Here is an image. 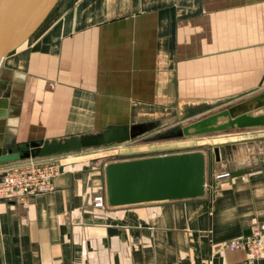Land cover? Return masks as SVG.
<instances>
[{"label":"crops","instance_id":"obj_1","mask_svg":"<svg viewBox=\"0 0 264 264\" xmlns=\"http://www.w3.org/2000/svg\"><path fill=\"white\" fill-rule=\"evenodd\" d=\"M0 92V146L20 149L110 126L160 133L249 106L264 94V0H57L1 60ZM147 134L112 161L93 149L33 159L61 170L26 205L0 201V264H242L244 251L219 244L264 221V137L262 158L249 131L215 143L200 197L95 207L108 164L190 153L138 143Z\"/></svg>","mask_w":264,"mask_h":264},{"label":"water","instance_id":"obj_2","mask_svg":"<svg viewBox=\"0 0 264 264\" xmlns=\"http://www.w3.org/2000/svg\"><path fill=\"white\" fill-rule=\"evenodd\" d=\"M57 0H0V62L18 47L39 25ZM0 92V101L2 100ZM264 106V94L251 101L177 130L169 137H182L229 128L264 125V114H243L250 108ZM233 117V118H232ZM218 118L226 119L215 127L199 125ZM157 128L156 123L132 126H110L89 135L72 136L61 140L31 142L26 149L0 146V164L39 159L59 153L82 149L120 145ZM217 155V150L215 151ZM242 172H234L239 176ZM205 185V157L201 152L167 155L110 163L105 167L106 203L110 207L197 198Z\"/></svg>","mask_w":264,"mask_h":264},{"label":"built area","instance_id":"obj_3","mask_svg":"<svg viewBox=\"0 0 264 264\" xmlns=\"http://www.w3.org/2000/svg\"><path fill=\"white\" fill-rule=\"evenodd\" d=\"M61 167L56 161L30 159L18 168H10L0 173V201H14L26 205L33 195L45 194L52 190V179L58 175ZM231 177L230 172L215 174L216 180ZM106 198H94V206L101 208ZM221 250L244 251L246 254L242 264H255L263 256L264 221L253 225L248 236L231 239L219 244Z\"/></svg>","mask_w":264,"mask_h":264},{"label":"rangeland","instance_id":"obj_4","mask_svg":"<svg viewBox=\"0 0 264 264\" xmlns=\"http://www.w3.org/2000/svg\"><path fill=\"white\" fill-rule=\"evenodd\" d=\"M247 111H250V109H248ZM246 111V112H247ZM252 116H261L264 114V106H256L254 108H252V110L250 111V113ZM183 127H185V125H181L175 128H169L167 130L164 131H170L167 132L165 134H161V136H159L158 134L163 133H156L158 130H153L151 132H149V134H147L146 136H144V138H139L138 143L140 144H149L150 146H158L156 144V142H161L160 140H168L169 141V145H173V147H179V148H172L171 151H179V152H203V154H205V157L208 158L210 160V158H212L215 155V151L217 150L218 153V149H219V156H220V150L223 151V148H221L220 146H214V144H218L220 143L219 141H223L224 139H236L235 137L238 136H233L232 134L237 133V132H242V131H249L250 132V136L249 137H253V141L250 143H247L245 145H248L249 148H253V156H261V158L263 157L262 154L259 153V151L257 150L256 145L260 143V146L262 145V140L260 141H254V139L256 138H262L264 137V125L261 126H253V127H244V128H229L226 130H218V131H213V132H207L204 134H191V135H186V136H182V137H169L170 135H175L177 133V130L180 128L182 129ZM172 129V130H170ZM227 135V136H226ZM231 135V136H228ZM246 136V135H245ZM143 137V136H142ZM243 137V136H242ZM133 143H137V142H133ZM129 145V144H122V146H102V148H88V149H93L99 152H103L104 155L106 156V160L107 161H112L115 158H119L121 157L124 153V149L125 147ZM244 145V143H243ZM252 150V149H251ZM111 151V152H109ZM263 151V152H262ZM261 152L264 153V149ZM256 157V159H258ZM207 176H209V172L207 171Z\"/></svg>","mask_w":264,"mask_h":264},{"label":"bare ground","instance_id":"obj_5","mask_svg":"<svg viewBox=\"0 0 264 264\" xmlns=\"http://www.w3.org/2000/svg\"><path fill=\"white\" fill-rule=\"evenodd\" d=\"M218 124H219V119L216 118V119L211 120L210 122H207V123L203 124L204 126L199 125L198 128L215 127V126H217Z\"/></svg>","mask_w":264,"mask_h":264}]
</instances>
